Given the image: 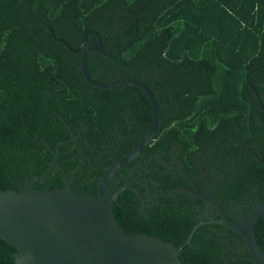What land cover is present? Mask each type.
Returning <instances> with one entry per match:
<instances>
[{
  "label": "trees",
  "instance_id": "1",
  "mask_svg": "<svg viewBox=\"0 0 264 264\" xmlns=\"http://www.w3.org/2000/svg\"><path fill=\"white\" fill-rule=\"evenodd\" d=\"M138 11V35L118 57L88 55L95 79H142L162 109L155 138L111 179L115 190L133 178L144 199L127 188L113 211L127 231L177 247L193 232L179 252L184 264H254L242 256L249 253L242 235L212 221L219 215L209 203L178 190L193 186L177 165L197 179L212 154L208 170L218 181L225 176L217 198L233 220L238 206L247 215L264 198L256 94L264 104V0H0V190H19L45 172L60 144L57 163L34 186L62 188L68 178L74 191L97 194L104 166L147 133L148 96L134 85L90 84L82 49L58 39L77 48L87 26L116 53L135 35ZM256 235L264 249V215ZM229 241L245 248L234 255ZM16 254L0 236V264H16Z\"/></svg>",
  "mask_w": 264,
  "mask_h": 264
},
{
  "label": "water",
  "instance_id": "2",
  "mask_svg": "<svg viewBox=\"0 0 264 264\" xmlns=\"http://www.w3.org/2000/svg\"><path fill=\"white\" fill-rule=\"evenodd\" d=\"M139 15L140 11L135 16V35L116 53H111L101 35L87 26L77 48H73L67 40L58 38L73 52L82 49L80 68L86 81L104 89L127 85L139 87L152 104L154 119L147 133L131 146L129 152L104 166L97 194L74 191L68 178H65V186L62 188L38 189L34 186L57 163L60 144H57L55 156L45 172L26 179L19 190H0V236L18 249L16 264H184L179 252L185 244L190 243L193 232L183 245L177 247L173 242L157 235L127 231L113 211L114 201L127 188L134 189L144 199L139 189L131 185L133 178L115 190L111 179L120 169L133 162L155 138L162 123V109L150 83L142 79L130 76L111 81L95 79L88 70V55L95 51L108 58L118 57L135 41L139 32ZM91 34L97 39L87 42ZM256 94L259 106L264 111V104L257 91ZM72 138H76L73 131ZM177 169L193 186L178 190L209 203L219 215L218 219L212 221H218L244 237L249 253L242 256L254 264H264V249L256 235L257 221L264 215V198L247 215L241 213L238 219L233 220L217 198L219 185L223 182H219L214 191L201 189L205 168L197 180L183 170L181 162H178ZM224 178L225 176L223 180ZM202 223L206 221L202 220L199 224Z\"/></svg>",
  "mask_w": 264,
  "mask_h": 264
},
{
  "label": "flooded vegetation",
  "instance_id": "3",
  "mask_svg": "<svg viewBox=\"0 0 264 264\" xmlns=\"http://www.w3.org/2000/svg\"><path fill=\"white\" fill-rule=\"evenodd\" d=\"M212 157V154H209L207 153L205 156H203L202 158V161H203V164L201 165V169H200V173L199 175L201 174V172L203 171V169L205 168L206 169V173L205 175L203 176L202 178V181L200 183V187L201 189H211L213 188V185L214 183H219V182H222L223 181V178H222V181H218L217 180V175L211 173L212 169L208 170V166H210V158ZM207 158V161H205V159ZM198 175V177H199ZM197 177V178H198ZM197 180V179H196ZM118 181V180H116ZM112 185V184H111ZM115 184L112 185V187L114 186ZM218 185V184H217ZM217 187V186H216ZM214 191V190H212ZM147 200V199H146ZM145 200V201H146ZM237 211L240 212V210L242 212L239 213V215H241V213H243V209H242V206H238L237 207ZM240 209V210H239ZM236 210V209H235ZM243 248H245L243 245H241L239 242H234L232 243L231 241H229V245L227 247L228 250H232L233 254L235 255L236 252H239L241 250H243Z\"/></svg>",
  "mask_w": 264,
  "mask_h": 264
}]
</instances>
